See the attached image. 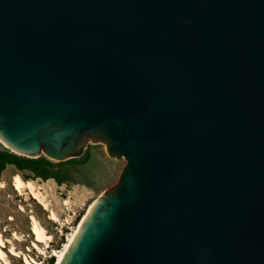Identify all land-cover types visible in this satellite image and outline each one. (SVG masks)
Instances as JSON below:
<instances>
[{
	"label": "water",
	"instance_id": "obj_1",
	"mask_svg": "<svg viewBox=\"0 0 264 264\" xmlns=\"http://www.w3.org/2000/svg\"><path fill=\"white\" fill-rule=\"evenodd\" d=\"M0 140L121 165L57 264H264V0H0Z\"/></svg>",
	"mask_w": 264,
	"mask_h": 264
},
{
	"label": "rangeland",
	"instance_id": "obj_2",
	"mask_svg": "<svg viewBox=\"0 0 264 264\" xmlns=\"http://www.w3.org/2000/svg\"><path fill=\"white\" fill-rule=\"evenodd\" d=\"M0 148L8 150L1 141ZM86 156L88 158L85 164H66L56 169L67 174L68 181L64 184L60 185L54 179L46 181L29 179L41 188V192L48 199L59 222L52 221L50 212L45 210L28 192L20 194L14 189L13 176L19 174L24 179L26 174L19 172L13 166H7L0 178V183L3 185L2 188L0 187V234L5 240L10 241L18 250L26 252L42 264L55 263L54 251L62 249L72 230L121 167L116 160L96 145L88 146L77 158L84 159ZM31 215L39 219L53 237L50 248L46 250V256L33 247L34 237L30 230ZM15 234L21 238V241L14 239ZM7 246L8 248L4 251L9 261L12 264H25L22 258L10 253L11 244L8 243ZM40 247L44 248L42 244Z\"/></svg>",
	"mask_w": 264,
	"mask_h": 264
},
{
	"label": "bare ground",
	"instance_id": "obj_3",
	"mask_svg": "<svg viewBox=\"0 0 264 264\" xmlns=\"http://www.w3.org/2000/svg\"><path fill=\"white\" fill-rule=\"evenodd\" d=\"M1 141V140H0ZM2 142V141H1ZM3 143V142H2ZM4 144V143H3ZM5 145V144H4ZM8 147L7 145H5ZM12 186L14 189L19 192L20 194H23L25 191L26 193L37 200L39 204H41L45 210L50 212V219L55 222H59V218L55 214V212L51 209L50 203L46 196L41 192V188L36 186L33 181L31 180H24L19 174H16L12 178ZM0 187L2 188L3 185L0 183ZM97 201V200H96ZM95 201V202H96ZM91 204L90 208L88 209L87 213L90 211L92 206L95 204ZM87 213L83 216V218L79 221L78 225L75 227L74 230H72V233L68 236L66 242L64 243L62 249L60 250H55L54 251V256L56 257V261L54 264H57L60 257L62 256L64 250L66 249L69 241L71 240L74 232L76 231L77 227L80 225L82 220L85 218ZM30 230L31 233L34 237L33 241V247L39 251L40 254L46 256V250L50 248V244L53 241L52 235L49 234L47 229L42 225V223L37 219L34 215L30 216ZM14 239L21 241V238L17 236L16 234L14 235ZM10 243V253L16 257L22 258L25 262V264H42L41 262L37 261L33 257H31L29 254L26 252H23L21 250H18L13 243H11L8 240H5L4 236L0 234V264H12L9 259L7 254L5 253L4 249H7L8 246L7 244ZM43 245L44 248H41L40 245ZM31 251L30 249H28Z\"/></svg>",
	"mask_w": 264,
	"mask_h": 264
},
{
	"label": "trees",
	"instance_id": "obj_4",
	"mask_svg": "<svg viewBox=\"0 0 264 264\" xmlns=\"http://www.w3.org/2000/svg\"><path fill=\"white\" fill-rule=\"evenodd\" d=\"M88 156L84 159L73 158L66 162H53L48 158L42 156L38 159H31L23 156L14 154L10 150H3L0 148V178L2 172L7 168V166L15 167L19 172H23L25 180L29 179H42L50 180L54 179L58 184H64L68 181V176L66 173H62L56 170L58 167H63L66 164H85Z\"/></svg>",
	"mask_w": 264,
	"mask_h": 264
}]
</instances>
